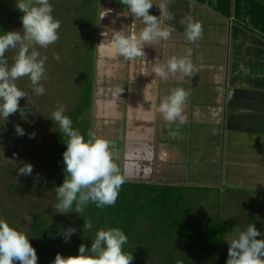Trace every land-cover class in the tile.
Here are the masks:
<instances>
[{"label": "crops", "instance_id": "1", "mask_svg": "<svg viewBox=\"0 0 264 264\" xmlns=\"http://www.w3.org/2000/svg\"><path fill=\"white\" fill-rule=\"evenodd\" d=\"M96 3L92 132L109 141L125 181L196 188L191 183L214 179L212 166H221L222 172L227 165L236 166L231 175L238 179L244 165L247 169L259 167L256 160L264 163L261 155L237 157L240 149L264 152V37L243 21L221 16L208 3L171 0L168 12L174 19L163 20L161 27L174 30L156 48L145 46L146 60L165 63L172 57L186 58L195 72L184 79L178 73L156 79L150 75V65L149 75H141L142 61L113 58L102 46L106 43L102 32L131 27L132 20L120 15V0ZM106 9L112 11L100 22L101 10ZM150 14L160 15L155 6ZM188 16L202 24L196 42L184 35L181 21ZM136 26L138 30V22ZM175 88L189 92L183 123L166 122L156 111ZM228 146L237 153H229ZM243 179L257 183L251 188L259 189L264 173L261 182L256 181L257 174Z\"/></svg>", "mask_w": 264, "mask_h": 264}, {"label": "trees", "instance_id": "2", "mask_svg": "<svg viewBox=\"0 0 264 264\" xmlns=\"http://www.w3.org/2000/svg\"><path fill=\"white\" fill-rule=\"evenodd\" d=\"M196 1L210 4L225 18L234 17L243 21L247 28L264 37V0ZM4 2L0 3V30H21L19 17L23 13L13 7L15 0ZM50 3L53 6L52 14L60 21L61 26L58 29L59 39L46 49H38L42 56L48 57L45 63V79L41 81L45 93L38 96L32 87V95H29V87L32 85L27 77L15 81L16 86L27 93V97L20 100V107L28 106L29 96H32V112L35 114L32 115V124L36 126L34 119L37 116L45 124L36 133L32 143L30 139L24 142L22 152L31 145L38 148L32 151L28 159L21 161L30 163L32 160L33 173L22 177L15 172L7 176V179L12 190H19L20 181L25 180L28 189L43 191L44 197L49 196L57 201L55 186H59L64 180L62 153L66 150L63 144L65 137L48 119L58 106L64 105V114L72 119L73 127L78 129L85 139L87 133L92 131V117L87 116L92 112L93 80L89 81L88 78L91 73V76L94 75L98 14L96 0H50ZM55 54L60 56L58 61L53 59ZM15 55L16 50L13 49L5 53L8 63L10 62L9 66L12 65ZM78 60L82 61L80 65H77ZM70 61L71 71L88 80L80 79L84 81V91L76 103L71 105L65 95V84L62 86V81H50L54 75H64L71 66ZM74 104L73 111H70L69 108ZM19 116L20 113L17 112L9 117L6 125L0 128V136H3L1 132L6 129H14ZM3 123L0 121V126ZM22 154V158H25V153ZM18 161V157L5 159V164H12L15 166L13 170L17 171L22 166ZM7 172L12 171L7 169ZM198 190L185 186L125 181L113 206L97 208L90 203L85 211L79 214L81 217L76 213L56 214V210L38 213L31 216L29 228L23 232L36 249L38 264H52L57 253L64 257L76 256L80 244L90 248L97 231L113 227L120 228L126 234L128 243L123 246V251L132 253L133 264H226L227 237L236 229L242 228L222 221L217 214L210 217L202 213L201 207L197 210L200 205L196 204V198L190 193ZM261 197L264 198V193ZM4 215L2 219L13 227L11 216L6 213ZM84 220L92 221V229H83ZM255 223L256 221L252 220L251 224ZM68 227L76 228V233L72 235L70 242H65L58 233ZM257 230L261 232V237L257 239L264 238L263 229Z\"/></svg>", "mask_w": 264, "mask_h": 264}, {"label": "clouds", "instance_id": "3", "mask_svg": "<svg viewBox=\"0 0 264 264\" xmlns=\"http://www.w3.org/2000/svg\"><path fill=\"white\" fill-rule=\"evenodd\" d=\"M170 2L171 0H120L123 6L120 15L130 17L132 26L102 32L103 41H106L102 46L113 58L122 57L129 62L142 61L141 75H149L150 65V75L154 74L156 79H167L170 73H178L180 79L192 76L195 66L186 58L172 57L165 63H160L158 59L154 60L155 63L146 60L145 46L156 48L160 41H167L174 30L171 26L161 27L163 20L174 19L168 12ZM154 6L159 10V17L150 14V9ZM15 9L23 13L19 17L21 30H0V121L4 122L0 128L17 112L20 113L21 120H28V106L20 107V100L26 98L27 93L16 86L17 79L27 77L36 95L45 93L41 81L45 79V63L48 57L42 56L38 49H46L54 44L59 39L58 29L61 26L60 21L52 14L50 0H15ZM111 11L101 10L100 22ZM181 23L185 25L184 35L189 42H196L202 36V24L194 21L191 16ZM9 49L16 50L11 66L5 57ZM53 59L58 61L59 54H55ZM188 95L189 92L185 89L175 88L161 100L156 111L166 122L183 123V108ZM65 111V106L60 105L48 119L65 137L63 144L66 147L62 153L64 180L62 184L55 186V210L56 214L76 213L81 217L79 214L90 203L97 208L113 206L125 183V176L115 162L109 141L97 137L92 131L87 133L85 139L73 127V121L64 114ZM30 114L35 116L34 112ZM14 129L17 136L26 135L25 129L19 124H15ZM27 135L29 139H34L36 133ZM0 149H3L2 146ZM32 173L33 166L29 163L22 162L17 170V175L22 177ZM92 227L91 220H84L83 229L90 230ZM75 233L76 228L68 227L60 230L58 234L65 242H70ZM257 237H261V232L254 224H249L245 230L236 229L227 241L226 264H264V238ZM127 243L128 238L120 228L101 229L96 232L90 248L82 243L76 256L64 257L57 253L52 264H133L132 253L123 251V246ZM17 262L38 264L36 249L25 232L0 219V264Z\"/></svg>", "mask_w": 264, "mask_h": 264}, {"label": "rangeland", "instance_id": "4", "mask_svg": "<svg viewBox=\"0 0 264 264\" xmlns=\"http://www.w3.org/2000/svg\"><path fill=\"white\" fill-rule=\"evenodd\" d=\"M2 2L5 3L4 0H0L1 4ZM13 7L15 8V5H13ZM0 8L2 10V7ZM98 19L99 16L97 18V24ZM81 62V60H78L77 65H80ZM70 63L71 66L64 75H54L50 80L62 81V86L65 84V95L68 99L69 105L76 103L77 99L81 95V92L84 91L85 88L84 81L80 80L83 78L76 74L75 71H71L70 68L72 67V61H70ZM82 72L79 73L82 74ZM91 74L88 78L89 81H92L95 77V75L91 76ZM83 80L88 81L87 79ZM29 88L30 90L28 91V94L32 95V86ZM29 98L30 101L28 102V106L30 107V111L28 112L29 114L27 113L28 120H21L19 116V121L15 123L19 124L25 129L26 135L17 136L15 129H6L5 131L1 132L3 136H0V146L3 148L0 149V219L5 216V213L10 215V222L12 223L13 227L20 231H24L26 228H29L31 216H34L38 213H48L49 211H55V204L57 203V201L52 200L49 196L44 197L43 191H37L35 188H32V190L28 189L26 184L27 181L25 180L20 181L21 188L19 190H12L7 179V176L13 175L15 172L17 173V171L13 170L15 166L12 164L6 165L5 159L11 160L18 157V163L20 162L19 164L22 165L21 161L28 159L32 151H35L37 148L36 145L33 147L31 145L30 148H28L25 152H22L24 142L29 139L27 133H38L41 129V126L45 124V122L40 120V117L38 116L36 117L37 119H34L36 126L34 127L32 124V115L30 114L32 113V96H29ZM74 106L75 104L69 108V110L73 111ZM90 115L91 113L89 112L87 117L89 118ZM32 128H34L33 131ZM30 141L32 143V139H30ZM227 148L229 153H237L236 150L232 151L230 146ZM239 152L241 155L238 154L237 157L241 158V156H245L244 159L246 156H252L253 159L260 155V158H264V152L262 150H251L250 153V151H247L246 149H240L238 150V153ZM259 152H261V154ZM22 153H25V158H22ZM256 162H258L260 165L259 167L247 166L246 169V166L244 165V174L241 176V172L239 170V175L241 177L238 176V179H235V177L231 175L232 170H235L236 172V166L227 165L225 166L227 170L223 172L221 166L210 167L209 169L216 170V172H214L211 176L212 179L214 178L213 180L204 178V181L191 183L192 186L196 187L195 189H199L198 191H193L190 193V195L196 198V204L200 205L197 207V210H199L201 207L202 213L210 217H213L217 214L222 219V221L236 224L238 227L242 228V230H245L247 226L251 224L252 220H255L256 223L254 226L256 228H261L264 231V198L261 197V195L264 193V189H262L264 188V184L261 182V174L264 173V167L262 165H264V163L257 160ZM29 164L32 165V160H30ZM7 169L12 172H7ZM203 169H205V167H203ZM217 169H219L218 172ZM228 169H231V171L229 172ZM226 172L227 175L222 176V174H225ZM249 173L251 175L257 174L256 181L261 182L259 187L262 188L258 187L259 189H252L251 187H254L258 184L243 179L247 177ZM34 182L39 183L38 180H34ZM231 236L232 234H229L227 239L229 240Z\"/></svg>", "mask_w": 264, "mask_h": 264}, {"label": "flooded vegetation", "instance_id": "5", "mask_svg": "<svg viewBox=\"0 0 264 264\" xmlns=\"http://www.w3.org/2000/svg\"><path fill=\"white\" fill-rule=\"evenodd\" d=\"M115 162L118 164V162H120V160L115 159ZM118 166H119L120 168H122V167L120 166V164H118Z\"/></svg>", "mask_w": 264, "mask_h": 264}]
</instances>
